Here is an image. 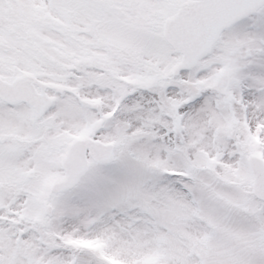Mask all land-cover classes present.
Listing matches in <instances>:
<instances>
[{
	"label": "snow or ice",
	"instance_id": "obj_1",
	"mask_svg": "<svg viewBox=\"0 0 264 264\" xmlns=\"http://www.w3.org/2000/svg\"><path fill=\"white\" fill-rule=\"evenodd\" d=\"M0 264H264V0H0Z\"/></svg>",
	"mask_w": 264,
	"mask_h": 264
}]
</instances>
